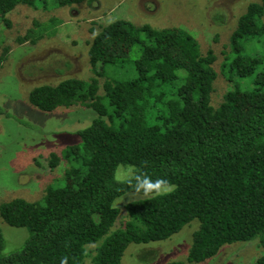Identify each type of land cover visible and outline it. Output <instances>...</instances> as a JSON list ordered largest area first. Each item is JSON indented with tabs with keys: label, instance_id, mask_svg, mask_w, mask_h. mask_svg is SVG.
Instances as JSON below:
<instances>
[{
	"label": "trees",
	"instance_id": "obj_1",
	"mask_svg": "<svg viewBox=\"0 0 264 264\" xmlns=\"http://www.w3.org/2000/svg\"><path fill=\"white\" fill-rule=\"evenodd\" d=\"M83 1L90 0H0V20L9 25L17 5ZM263 15L259 0L238 17L220 65L233 87L216 106L211 94L217 56L211 48L202 51L182 28L156 29L128 19L101 25L88 42L93 76L34 86L28 101L42 112L82 105L95 115L75 131L76 142L49 154L51 170L66 164L55 179L62 183L47 186L40 200L1 203L2 219L26 227L30 236L20 250L3 254L0 229V264H122L129 244L165 240L193 219L199 223L186 260L166 264H199L224 244L255 238L264 250V52L247 53L242 43L260 39L264 45ZM60 22L34 20L16 42H35ZM9 51L2 46L0 66ZM253 73L249 89L233 82V76ZM119 165L132 166L133 174L117 179ZM145 179L172 188L145 191ZM128 192L147 196L124 205L127 218L117 227L113 203ZM90 244H96L95 253L86 263ZM254 264H264V254Z\"/></svg>",
	"mask_w": 264,
	"mask_h": 264
},
{
	"label": "rangeland",
	"instance_id": "obj_2",
	"mask_svg": "<svg viewBox=\"0 0 264 264\" xmlns=\"http://www.w3.org/2000/svg\"><path fill=\"white\" fill-rule=\"evenodd\" d=\"M255 1L259 0H90L68 6L49 4L47 8L17 5L8 14L9 25L0 20V52L4 45L10 48L0 66V205L15 197L40 200L47 186L62 183L55 179L62 176L66 164L61 161L51 170L47 160L49 154L59 153L67 144L76 142L75 131L87 125L95 112L82 105H73L45 113L29 103L28 93L36 85L56 84L65 77L87 79L93 76L87 56L88 42L101 25L128 19L136 25L147 24L156 29L178 27L189 31L202 51L211 48L217 56L214 64L217 78L211 94V104L216 106L224 92L233 87L220 71L223 52L228 49L229 36L238 17ZM52 17L61 21L54 32L50 29L42 33L35 42H16L17 37L33 27L34 20L48 22ZM242 43L247 53L260 55L264 52L260 39H244ZM131 56L136 57L135 47ZM126 69L117 68L120 72ZM254 75L233 76V82L242 90L249 89L253 86ZM98 79L101 84L104 76ZM133 169L119 165L115 176L126 179L133 174ZM171 188L163 186L158 192ZM146 196L128 192L114 200L113 205L119 209L117 227L127 218L124 205ZM198 223L193 219L165 240L129 244L121 263L166 264L186 260ZM0 229L4 238L3 254L20 250L30 236L26 227L12 226L1 216ZM95 246L87 245L86 263L94 255ZM262 254L264 250L255 238L224 244L215 256L199 264H254Z\"/></svg>",
	"mask_w": 264,
	"mask_h": 264
},
{
	"label": "clouds",
	"instance_id": "obj_3",
	"mask_svg": "<svg viewBox=\"0 0 264 264\" xmlns=\"http://www.w3.org/2000/svg\"><path fill=\"white\" fill-rule=\"evenodd\" d=\"M160 183V181H157L156 183H151L147 179H145L141 186L145 188V191H148L153 188H159ZM61 264H65V262L62 261Z\"/></svg>",
	"mask_w": 264,
	"mask_h": 264
}]
</instances>
